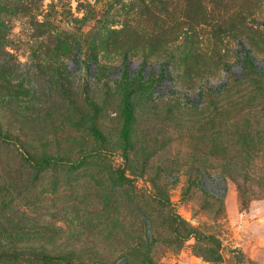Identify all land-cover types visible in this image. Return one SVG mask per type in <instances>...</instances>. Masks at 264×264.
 I'll use <instances>...</instances> for the list:
<instances>
[{
	"label": "rangeland",
	"instance_id": "obj_1",
	"mask_svg": "<svg viewBox=\"0 0 264 264\" xmlns=\"http://www.w3.org/2000/svg\"><path fill=\"white\" fill-rule=\"evenodd\" d=\"M27 1L0 7V125L38 159L110 151L37 168L0 139V249L22 253L0 264H264V0L234 28L194 0Z\"/></svg>",
	"mask_w": 264,
	"mask_h": 264
},
{
	"label": "trees",
	"instance_id": "obj_2",
	"mask_svg": "<svg viewBox=\"0 0 264 264\" xmlns=\"http://www.w3.org/2000/svg\"><path fill=\"white\" fill-rule=\"evenodd\" d=\"M175 2L176 0H167L166 2ZM188 1L187 4L190 5L192 0ZM245 0H194L195 6L194 9L188 11L187 17L195 19L199 22L198 18H201L205 21H211L216 19L217 22H225L229 27H235V21L231 17H228L226 14L230 13L231 10L234 12L231 16L238 19L245 18L244 10L245 8L249 9V4L245 7H241L244 4ZM249 2V1H248ZM186 4V5H187ZM187 5V6H188ZM0 7H3L7 10L10 7L16 8L22 13H30L32 8L27 0H0ZM150 9V7H149ZM5 21L0 18V25H4ZM190 24H194V21H191ZM199 24V23H198ZM251 27L242 28V35L247 39L251 44L259 41L258 37L255 34H251ZM2 29L0 27V41L4 38V35L1 33ZM257 34V33H256ZM245 65L247 67H256V63L252 58L250 50H247L245 54ZM125 113L126 121L122 130V142H123V158L128 159V149L131 146V136H132V123L134 120V106L131 99H127L125 102ZM94 132L99 138H104L103 133L97 127L94 128ZM0 139L7 143H12L19 148L24 159L34 165L37 168H42L50 165H67V166H79L84 164L91 156L101 155L110 151L107 147H95L87 150L82 156L72 158L67 155H56V156H45L42 159H38L33 153L26 147V144L23 140L16 135L15 133L9 132L0 125ZM119 178L121 181L126 183H132L133 180L126 175L125 166L121 165L119 168ZM20 253L18 250L9 252L8 250L0 249V256L9 255L16 256ZM30 255V253H27ZM36 256L39 257L45 264H73L75 259L71 255L67 254H52L46 250H40L36 252ZM106 264V263H100Z\"/></svg>",
	"mask_w": 264,
	"mask_h": 264
}]
</instances>
